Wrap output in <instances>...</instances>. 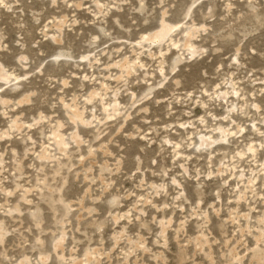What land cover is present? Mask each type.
Wrapping results in <instances>:
<instances>
[{
    "label": "rangeland",
    "instance_id": "374dc122",
    "mask_svg": "<svg viewBox=\"0 0 264 264\" xmlns=\"http://www.w3.org/2000/svg\"><path fill=\"white\" fill-rule=\"evenodd\" d=\"M0 67V264L264 254V0H0Z\"/></svg>",
    "mask_w": 264,
    "mask_h": 264
},
{
    "label": "bare ground",
    "instance_id": "6f19581e",
    "mask_svg": "<svg viewBox=\"0 0 264 264\" xmlns=\"http://www.w3.org/2000/svg\"><path fill=\"white\" fill-rule=\"evenodd\" d=\"M171 31H172V27L169 25V24H167L164 20H162L161 21V25L159 26V28L155 31V32H153L152 34H149L148 36H147V38H146V41H148V42H150V43H152V44H156V43H163V42H166L165 40L166 39H168L169 38V36H170V34H171ZM192 31V30H191ZM195 32L193 31V33H189L190 35V37L194 34ZM188 38L186 41H185V47L189 50V53H191V54H195L196 55V50H195V48L193 49L192 47H190V39L191 38ZM186 38V37H185ZM194 38V37H193ZM144 39V38H143ZM169 40V39H168ZM190 54V55H191ZM177 63V62H176ZM175 63V64H176ZM175 66L176 65H174V68H175ZM131 66H129L128 65V63H124L122 66H121V70H124V73H126L127 75H129L130 74V72H131V68H130ZM123 73V72H122ZM7 79H9V76H8V74L6 73V71L4 70V68H2V67H0V81H5V80H7ZM97 95V94H96ZM148 96V95H147ZM90 97V96H89ZM27 98V97H26ZM25 98V99H26ZM90 99V98H89ZM91 99H92V95H91ZM26 101V100H25ZM26 102H28V101H26ZM25 102V103H26ZM75 107V106H74ZM116 109V108H115ZM72 112V111H71ZM73 113V112H72ZM75 113V115H73L72 117L73 118H69L70 119V121L72 120V122H73V124H74V129L76 130V125L78 124V123H82V117L81 116H78V114H76L77 112L75 111L74 112ZM73 113V114H74ZM80 114V113H79ZM82 114V113H81ZM80 114V115H81ZM69 117H71V115L69 116ZM81 117V118H80ZM83 124V123H82ZM220 132V131H219ZM59 135V134H58ZM224 135L226 136V133L224 134V132L223 131H221L220 132V135H219V138H220V140L221 139H223L224 138ZM59 138L61 137V136H58ZM73 137V136H72ZM77 137H78V134H77V132H75V134H74V138H76L77 139ZM73 139V138H72ZM211 139V138H210ZM58 141V140H57ZM77 141H78V139H77ZM74 142V141H73ZM212 143H214V142H212ZM58 145V144H57ZM63 145V144H62ZM198 145H199V147H210L211 146V141L209 140V139H204V138H199L198 139ZM163 229H164V231H165V229H166V227L164 226L163 227ZM3 233V232H2ZM61 237H62V235H61ZM3 238V237H2ZM63 240H64V238L62 237L61 239H58V240H55L54 242V251L57 253V251H59V250H61L63 247H62V244H63ZM197 244L198 245H200L202 248L203 247H205V245L206 244H208V243H205V241L203 242V239H201V238H198L197 239ZM205 244V245H204ZM62 251H63V249H62ZM231 254H233V253H231ZM236 254V253H235ZM209 256V255H208ZM211 256V255H210ZM87 257V256H86ZM235 257V255H230V258H234ZM237 257V256H236ZM88 259L90 258V257H87ZM236 259V258H235ZM90 260V259H89ZM88 260V261H89ZM42 261V260H41ZM212 261V260H211ZM45 262V261H44ZM252 262V261H251ZM228 263V262H227ZM226 262H225V264H227ZM21 264H28V261L27 260H24L23 262H21ZM230 264V263H229ZM252 264H264V254H263V252H262V250H256V251H254V253H253V263Z\"/></svg>",
    "mask_w": 264,
    "mask_h": 264
}]
</instances>
